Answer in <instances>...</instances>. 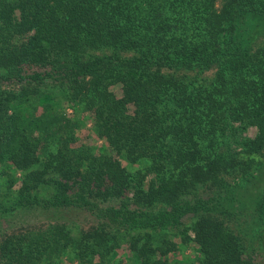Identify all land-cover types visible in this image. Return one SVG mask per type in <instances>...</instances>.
Segmentation results:
<instances>
[{"label": "trees", "instance_id": "trees-1", "mask_svg": "<svg viewBox=\"0 0 264 264\" xmlns=\"http://www.w3.org/2000/svg\"><path fill=\"white\" fill-rule=\"evenodd\" d=\"M263 30L264 0H0V264H259L228 221L264 237Z\"/></svg>", "mask_w": 264, "mask_h": 264}, {"label": "rangeland", "instance_id": "rangeland-1", "mask_svg": "<svg viewBox=\"0 0 264 264\" xmlns=\"http://www.w3.org/2000/svg\"><path fill=\"white\" fill-rule=\"evenodd\" d=\"M264 44V30L259 32V35L256 36L253 42L254 47H259ZM9 87L10 83L0 82V86ZM70 115H74L72 108H67L66 110ZM257 132V128L250 126L243 131L244 136L254 137ZM78 135L80 138V143L85 142L89 144L101 145L102 141L98 139L91 131V123L87 121V125L78 130ZM264 175V169H263ZM264 178V177H263ZM264 190V179H255L253 182H250L246 188L237 189V197L240 202V207L244 205H250L251 201L254 200L258 193ZM251 206V205H250ZM248 206L241 214H238L237 217H231V220L228 221L229 226L233 231L239 234L242 237V240L245 245V252L247 255L253 257L259 262V264H264V237L260 234L259 231L254 230L255 224H258V218L253 214L251 207ZM91 217L85 218L86 223H90ZM85 222L82 223L85 226ZM125 250V249H124ZM187 255L192 253V249H187L185 251ZM182 255L180 254V257ZM66 263H69L66 261Z\"/></svg>", "mask_w": 264, "mask_h": 264}]
</instances>
